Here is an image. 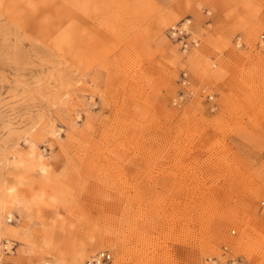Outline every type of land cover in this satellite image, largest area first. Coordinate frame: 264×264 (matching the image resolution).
Segmentation results:
<instances>
[{"label":"rangeland","instance_id":"374dc122","mask_svg":"<svg viewBox=\"0 0 264 264\" xmlns=\"http://www.w3.org/2000/svg\"><path fill=\"white\" fill-rule=\"evenodd\" d=\"M262 202L264 0H0V264H264Z\"/></svg>","mask_w":264,"mask_h":264},{"label":"built area","instance_id":"2783aa9c","mask_svg":"<svg viewBox=\"0 0 264 264\" xmlns=\"http://www.w3.org/2000/svg\"><path fill=\"white\" fill-rule=\"evenodd\" d=\"M174 34L176 35L177 32H174ZM260 208H261L262 214H264V202L261 203ZM225 251H227V253L225 252V254L223 255V259L226 260V263L227 264H235L237 262V260L235 259V257L231 256L229 249H225ZM111 261H112L111 255L103 253V254H100V255H97L96 257H94L91 261H89L88 264H110ZM210 262H212V264H219V260L216 258L210 259Z\"/></svg>","mask_w":264,"mask_h":264}]
</instances>
